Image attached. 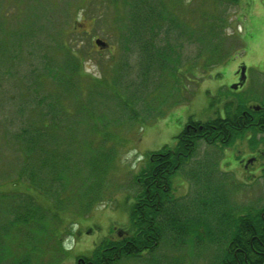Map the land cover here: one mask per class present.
Instances as JSON below:
<instances>
[{
	"label": "rangeland",
	"instance_id": "obj_1",
	"mask_svg": "<svg viewBox=\"0 0 264 264\" xmlns=\"http://www.w3.org/2000/svg\"><path fill=\"white\" fill-rule=\"evenodd\" d=\"M119 2L0 0V264H72L79 256L92 255L104 238L132 229L130 210L141 189L135 176L147 165L150 151L174 146L191 117L224 116L229 102L241 107L264 102L262 4L246 22L237 13L239 1L206 2L229 15L227 34L240 42L196 84L184 79L183 99L159 102L165 91L161 88L145 96L159 76L150 77L147 87V78H139L135 52L119 49L112 26ZM197 3L189 14L199 13ZM97 37L108 46L101 49ZM184 51L187 57L196 48ZM113 53L118 63L111 60ZM242 62L253 84L232 88ZM142 87L149 92L143 89L141 95ZM122 96L132 98L129 105ZM50 125L54 128L44 129ZM39 126L44 127L40 140L51 139L56 150L48 157L40 150H24L23 138L38 135L34 127ZM253 149L244 136L228 147L198 140L196 152L172 178L174 197H183L181 204L197 213L191 204L205 193L209 161L215 203L226 200L214 213L259 209L264 205V176L257 175L260 169L255 176L254 168L244 172L240 166ZM219 161L227 167H218ZM17 206L24 213H13ZM217 232L214 227V239L208 236L195 246L173 243L171 248V242L167 251L165 241L141 258L115 263L214 264L220 249Z\"/></svg>",
	"mask_w": 264,
	"mask_h": 264
},
{
	"label": "trees",
	"instance_id": "obj_2",
	"mask_svg": "<svg viewBox=\"0 0 264 264\" xmlns=\"http://www.w3.org/2000/svg\"><path fill=\"white\" fill-rule=\"evenodd\" d=\"M194 1L120 0L118 3L121 14L119 11L112 26L117 32L119 49L129 50V54L135 52L139 78H147L144 83H147V87L150 77L159 76L154 89L149 92L146 87H142L141 95L143 89L149 92L145 96L150 97L162 89L165 90L164 96L159 102H165L168 97L169 100L183 99L186 88L184 79L196 84L217 64L224 63L230 57L231 49L239 44V39L227 34L226 27L230 22L228 14L222 13L220 8H208L206 2L210 0H201V3L198 0L195 6L199 8V13L189 14ZM226 1L237 4L239 0ZM230 40L234 42L230 43ZM191 46L196 48V52L186 57L184 50ZM114 55L113 53L111 60H115ZM72 59L75 65L74 57ZM114 62L118 63L116 60ZM111 78L115 81L117 73ZM192 92L193 89L185 95L186 100L192 97ZM122 98L126 105L132 100L131 97L127 101L124 96ZM240 105L227 103L224 116L218 115L206 120L189 118L185 127L177 134L174 146L166 144L150 151L147 165L135 176L141 189L130 210L132 229L120 230L122 234L118 238H104L95 246L92 255L79 256L72 264H116L122 259H138L143 254L162 248L165 241L168 242L167 251L171 242V248L173 243H190L195 246L208 236L214 239V227L218 230L215 243H220V249L214 256V264H264V205L254 211L235 212L233 215L214 213L225 205L226 200L221 197L223 202L215 203L217 199H214L212 191L215 184L211 183L212 179L209 177L212 174V164L209 161L205 165V180L210 181L203 190V196H207L202 200L201 194L194 199L198 201L191 204L197 213L191 214L190 206L181 204L185 202L183 197L173 195L172 178L196 152L198 140L204 139L210 144L228 147L242 138L249 127L258 126L262 122L256 121H259V114L264 115V108L256 112L249 123L246 118L247 106ZM42 115L48 117L44 113ZM39 127H34V132H38V135L22 137L26 143L24 150L27 153L40 150L41 154L48 157L47 154L53 155L56 150L52 149L51 139L40 140V135L42 130L54 126ZM252 143L254 148L259 145L254 139ZM57 154L56 152L54 156L57 157ZM28 199L27 202L23 200L25 206ZM18 207L13 213H24Z\"/></svg>",
	"mask_w": 264,
	"mask_h": 264
},
{
	"label": "flooded vegetation",
	"instance_id": "obj_3",
	"mask_svg": "<svg viewBox=\"0 0 264 264\" xmlns=\"http://www.w3.org/2000/svg\"><path fill=\"white\" fill-rule=\"evenodd\" d=\"M246 65L244 62H242L238 68L237 71V76L235 78V82L233 83H238L240 84H244L246 86V84L252 85L253 84V79H252V75L251 73L247 70L246 68V78L243 81H240V76H241V71L240 68L242 66ZM262 72V71H260ZM264 74V73H263ZM264 108V103H251L247 106L246 109V118L247 120H249L251 123V120L254 118V115L256 112L261 111ZM259 121L256 122H260L262 120V122L258 125V126H253V127H249L246 130L245 136H244V141H247L248 139H254L255 141H258L259 145L257 147H255L251 152H249V159L246 160V156L244 159H241V167H242V171L244 169V172H246V169L250 170L252 168H254V172L253 175L256 176V172L258 169H260V173L257 175H262L264 176V115L259 114ZM255 127H257L258 129H255ZM258 136V138H257ZM255 137V138H254ZM246 150V148H245ZM221 165H225V163L219 161L218 162V167L220 166L222 168ZM239 165H237V169L239 170ZM225 167H227V165H225ZM220 168V170H221ZM223 171V170H221Z\"/></svg>",
	"mask_w": 264,
	"mask_h": 264
},
{
	"label": "crops",
	"instance_id": "obj_4",
	"mask_svg": "<svg viewBox=\"0 0 264 264\" xmlns=\"http://www.w3.org/2000/svg\"><path fill=\"white\" fill-rule=\"evenodd\" d=\"M264 6V0H239L237 13H239L240 18L246 22H248V18L254 13V10L257 6L261 5Z\"/></svg>",
	"mask_w": 264,
	"mask_h": 264
},
{
	"label": "water",
	"instance_id": "obj_5",
	"mask_svg": "<svg viewBox=\"0 0 264 264\" xmlns=\"http://www.w3.org/2000/svg\"><path fill=\"white\" fill-rule=\"evenodd\" d=\"M96 43H97L101 48H104V47L107 46V41L104 40V39H102V38H97V39H96ZM240 70H241L240 81H243V80L246 78V66H245V65L242 66ZM238 85H239L238 83H233V84L231 85V87H233V88H237Z\"/></svg>",
	"mask_w": 264,
	"mask_h": 264
}]
</instances>
